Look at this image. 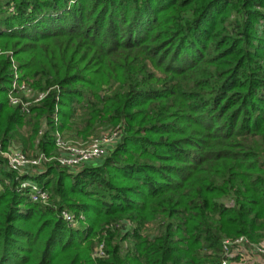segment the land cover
<instances>
[{"label": "trees", "instance_id": "1", "mask_svg": "<svg viewBox=\"0 0 264 264\" xmlns=\"http://www.w3.org/2000/svg\"><path fill=\"white\" fill-rule=\"evenodd\" d=\"M0 50L46 93L11 107L0 55L2 146L120 132L78 172L0 158V264H221L225 239L264 242V0H0Z\"/></svg>", "mask_w": 264, "mask_h": 264}, {"label": "built area", "instance_id": "2", "mask_svg": "<svg viewBox=\"0 0 264 264\" xmlns=\"http://www.w3.org/2000/svg\"><path fill=\"white\" fill-rule=\"evenodd\" d=\"M45 96L46 93L37 94L30 89L27 83L21 81L17 69L14 67L12 82L7 92L8 103L11 107L18 108L22 114H27L30 106L41 101ZM119 137L120 132L115 131L94 138L86 145H79L64 141L58 136L55 139V153L53 155L47 156L41 153L36 157L25 155L15 143H11L6 147L0 143V158L5 162L7 171L16 173L18 177L40 171L43 164L50 162H56L62 169L78 172L85 166L94 165L104 159ZM18 188L19 190L28 191L31 202H48V193L34 181L20 180ZM61 216L65 221L72 220L67 212H62ZM222 246L227 258L221 264H231L229 259L235 258L243 264L254 262L264 264V242L253 244L245 237H238L236 239H225ZM103 255V246L100 245L95 250V256Z\"/></svg>", "mask_w": 264, "mask_h": 264}, {"label": "rangeland", "instance_id": "3", "mask_svg": "<svg viewBox=\"0 0 264 264\" xmlns=\"http://www.w3.org/2000/svg\"><path fill=\"white\" fill-rule=\"evenodd\" d=\"M1 54H9V56H10V59H11V62H12V67H13V69H14V67L17 69V63H16V61H15V59L12 57V54L11 53H4V52H2L1 50H0V55ZM73 173V172H72ZM36 183V182H35ZM37 184V183H36ZM38 186H40L39 184H37ZM41 187V186H40ZM46 191V190H45ZM47 192V191H46ZM48 193V192H47ZM68 213V216L69 217H73L72 216V214L70 213V212H67ZM82 217V216H81ZM67 223H69L73 228H79L80 227V224L79 223H77V222H73V220H71V221H66ZM103 246V245H102ZM99 248V246H97L95 249H98Z\"/></svg>", "mask_w": 264, "mask_h": 264}]
</instances>
